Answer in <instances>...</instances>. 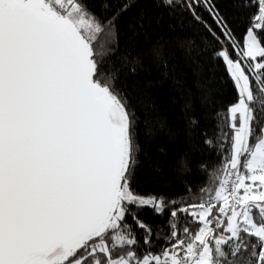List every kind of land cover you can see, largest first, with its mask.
Segmentation results:
<instances>
[{
  "label": "snow or ice",
  "instance_id": "6c2138e0",
  "mask_svg": "<svg viewBox=\"0 0 264 264\" xmlns=\"http://www.w3.org/2000/svg\"><path fill=\"white\" fill-rule=\"evenodd\" d=\"M251 2L242 47L211 0L186 5L200 20L203 4L223 37L209 29L236 90L225 109L230 152L214 194L173 208L155 251L129 206L166 205L131 191L135 125L97 78L104 21L87 0H0V264H264V0ZM180 213L190 218L182 230ZM129 215L144 233L139 254Z\"/></svg>",
  "mask_w": 264,
  "mask_h": 264
},
{
  "label": "trees",
  "instance_id": "16d2710c",
  "mask_svg": "<svg viewBox=\"0 0 264 264\" xmlns=\"http://www.w3.org/2000/svg\"><path fill=\"white\" fill-rule=\"evenodd\" d=\"M188 2L87 0L105 25L93 42L100 62L97 78L108 82L135 125L138 151L131 191L140 197H163L166 205L162 212L129 206L151 226L155 251L167 244L173 208L198 204L214 194L230 152L225 109L235 101L236 90L215 55L221 44L212 32L221 36V31L203 4L195 6L197 20ZM125 3L129 6L117 11ZM211 4L242 47L257 6L251 0H211ZM253 106L259 108V102ZM187 219L185 213L179 214L181 230ZM126 222L140 241L138 254L142 253L144 233L131 215ZM189 226L193 232L198 228ZM246 239L256 243L255 238ZM249 251L242 249L240 259L247 258Z\"/></svg>",
  "mask_w": 264,
  "mask_h": 264
},
{
  "label": "rangeland",
  "instance_id": "374dc122",
  "mask_svg": "<svg viewBox=\"0 0 264 264\" xmlns=\"http://www.w3.org/2000/svg\"><path fill=\"white\" fill-rule=\"evenodd\" d=\"M245 36V35H244ZM243 42H244V39H243ZM242 171H243V169H241ZM138 197H140V196H138ZM144 198H150V197H144Z\"/></svg>",
  "mask_w": 264,
  "mask_h": 264
}]
</instances>
